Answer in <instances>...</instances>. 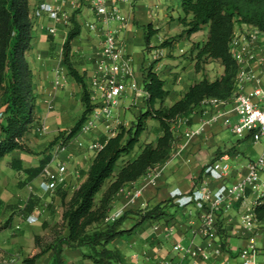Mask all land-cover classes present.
<instances>
[{
  "label": "crops",
  "instance_id": "crops-1",
  "mask_svg": "<svg viewBox=\"0 0 264 264\" xmlns=\"http://www.w3.org/2000/svg\"><path fill=\"white\" fill-rule=\"evenodd\" d=\"M94 1L30 0L35 17L33 39L26 58L33 72L37 98L36 121L25 141L34 153L13 150L0 159V221L11 215L9 226L0 230V264H23L24 257L38 250L36 235L43 242L52 240L54 236L50 239L44 236L54 233L53 227L62 223V207L56 189L66 190L69 197L86 177L99 149L90 148L89 144L95 142L102 147L120 125L131 126L144 108V96L135 95L128 89L113 105L110 118L89 131L79 129L66 140L59 137L47 148L49 140L60 131L67 132L83 110L81 86L68 74L61 60L63 42L70 28L69 18L74 10L80 33L71 41V61L78 72L84 73L87 84V77L105 61L100 50L107 27L117 30L133 62L134 78L140 88H143L145 68L150 64L165 80L169 90L166 104L180 98L195 81L203 77L213 80L223 73V65L214 59H208L201 70H195L191 58L195 51L191 52V45L200 37H203L200 44L204 42L207 35L204 28L189 37L176 38L171 45L158 46L182 29L178 20L181 14L179 0H115L125 22L109 20L90 29L87 22L95 18ZM43 4L50 5L56 14L51 15L41 8ZM149 23L156 32L150 38L151 47L145 50V26ZM215 64L217 67L213 68ZM243 67L255 78L243 80L235 92L249 91L256 85L264 89V34L253 46V57ZM91 103L96 105L98 100H91ZM237 120L231 101L205 102L198 106L188 121L177 119L173 123L172 133L177 137V143L169 157L154 167L157 171L155 182H149L145 174L127 183L115 195L109 215L116 216L128 209L143 208L172 198L160 221H146L134 233L108 243V247L119 249L125 264H242L239 251L251 235L256 240V259L264 263V219L256 220L253 226L243 219L248 210L253 211L264 189L249 186L241 199L233 201L228 208L217 210L189 197L193 189L203 183L213 191H223L246 174L248 161L258 157L263 142L254 141L248 134L237 135L232 130ZM187 131L191 134L186 135ZM158 136L157 120L148 119L139 143L121 160L134 157L140 151V144L155 142ZM46 157L48 160L42 171L28 178V169L38 166ZM220 157L229 164V173L224 179L208 170ZM57 162L66 166L63 179L58 181L55 189L47 188L44 183L48 180V172L57 169ZM261 177L264 179V173ZM134 190H139L137 196L133 195ZM29 204L34 206L29 208ZM136 217L128 216L123 222L124 227H130ZM219 223L225 230L230 252L220 245ZM61 232L65 234L66 228ZM82 252L83 248L64 247L63 264H93L91 259L82 257ZM51 256L52 250H47L36 259V264H49Z\"/></svg>",
  "mask_w": 264,
  "mask_h": 264
},
{
  "label": "trees",
  "instance_id": "trees-1",
  "mask_svg": "<svg viewBox=\"0 0 264 264\" xmlns=\"http://www.w3.org/2000/svg\"><path fill=\"white\" fill-rule=\"evenodd\" d=\"M181 14L178 20L181 31L165 38L158 46L171 45L178 37H189L208 25L206 39L202 44L193 42L191 52L196 71L203 68L208 59L218 60L223 73L213 80L206 77L188 85L182 96L171 104L165 103L169 90L165 80L153 70L152 64L144 71V108L129 127L120 125L115 135L108 137L93 157L84 180L67 197V191L56 189L62 207V223L53 227L54 237L43 242L35 236L38 250L23 258V264H36V259L52 250L49 264H63L62 252L66 248H83L82 257L93 264H125L117 248L108 243L117 237L132 234L146 221H160L171 205L168 198L143 208L128 209L113 220L107 219L115 195L129 182L145 175L151 168L164 162L177 143L172 133L173 123L186 117L209 98L228 100L235 94L239 65L229 51V41L236 23H249L264 33V0H179ZM70 15L61 51V60L68 74L81 86L83 110L74 125L60 131L51 139L47 148L59 137L64 140L80 129L88 113L95 107L91 103L84 73L78 72L71 61V41L80 33V24ZM34 12L30 0H0V159L13 150L34 153L26 143V135L36 121V85L26 51L33 39ZM156 32L151 24L145 26V50L151 46L150 38ZM158 122L159 136L155 142L140 144V151L132 158L129 155L139 143L141 134L147 129L148 119ZM48 158L36 167L28 169V178L42 171ZM121 160V163L119 161ZM200 177V176H199ZM34 205L29 204V208ZM253 212L256 220L264 219V192L256 200ZM137 216L130 227L124 220ZM11 215L0 221V230L7 228ZM66 228L62 234L61 229ZM220 245L230 252L225 240V230L217 225Z\"/></svg>",
  "mask_w": 264,
  "mask_h": 264
},
{
  "label": "built area",
  "instance_id": "built-area-1",
  "mask_svg": "<svg viewBox=\"0 0 264 264\" xmlns=\"http://www.w3.org/2000/svg\"><path fill=\"white\" fill-rule=\"evenodd\" d=\"M41 8L48 10L51 15L56 14L50 5L43 4ZM94 9V20L87 22L90 29L109 20L125 22V17L120 12L115 0H95ZM262 34L264 33L252 24L245 22L235 24L233 35L229 41V51L239 65L236 87L247 78H255V75L245 70L243 65L253 57V46L258 43ZM100 51L105 61L99 63L96 70L87 77L90 100H98V103L81 124V131H89L97 123L110 118L113 105L128 89H131L135 95H145L144 89L139 87L134 78L133 62L125 51L115 28L107 27L105 29ZM218 101L220 100L209 98L205 102L215 103ZM222 101H231L237 113L238 120L232 125V130L239 136L251 135L254 141H262L263 146L258 157L248 161L246 174L230 183L223 191H213L206 183L193 189L189 195L190 198L216 210L228 208L233 201L241 199L245 189L249 186L264 189V179L261 177L264 173V89L256 85L249 91L238 90L232 98ZM179 119L184 122L187 120L186 117ZM185 134L189 135L191 132L187 131ZM79 143L81 144V142ZM89 147L100 148L101 145L92 142ZM208 170L214 171L217 177L224 179L229 173V164L223 160V157H220L209 166ZM65 171V164L57 162V169L48 172V180L45 181L44 186L55 189L58 181L63 179ZM156 176L157 171L154 170V167L146 173V177L151 183L155 182ZM138 193L139 190H134L133 195L137 196ZM115 217L117 216L108 215L107 219L113 220ZM243 219L249 226H253L256 221L251 209L243 215ZM192 253L196 254V251ZM239 256L242 264H264L256 259L257 246L254 235H251L246 246L241 248Z\"/></svg>",
  "mask_w": 264,
  "mask_h": 264
},
{
  "label": "rangeland",
  "instance_id": "rangeland-1",
  "mask_svg": "<svg viewBox=\"0 0 264 264\" xmlns=\"http://www.w3.org/2000/svg\"><path fill=\"white\" fill-rule=\"evenodd\" d=\"M204 30H205V32L207 33V31H208V26L207 25H205L204 26ZM204 30L202 31V32H200L199 34H197L198 35V37H200L203 33H204ZM202 39H203V37H200V40L199 41H202ZM198 41V42H199ZM186 51V50H185ZM215 67H217V65L215 64L214 66H213V68H215ZM50 141V140H49ZM6 231H9V229H5ZM5 231V232H6ZM54 236V233H51V234H49V235H45L44 236V238L45 239H50L51 237H53Z\"/></svg>",
  "mask_w": 264,
  "mask_h": 264
}]
</instances>
